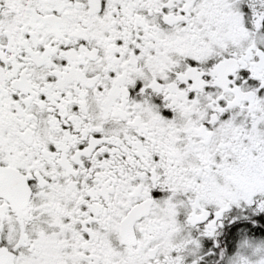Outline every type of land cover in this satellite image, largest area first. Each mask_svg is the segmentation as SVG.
I'll return each instance as SVG.
<instances>
[{
	"label": "snow or ice",
	"instance_id": "snow-or-ice-1",
	"mask_svg": "<svg viewBox=\"0 0 264 264\" xmlns=\"http://www.w3.org/2000/svg\"><path fill=\"white\" fill-rule=\"evenodd\" d=\"M0 264H264V0H0Z\"/></svg>",
	"mask_w": 264,
	"mask_h": 264
}]
</instances>
